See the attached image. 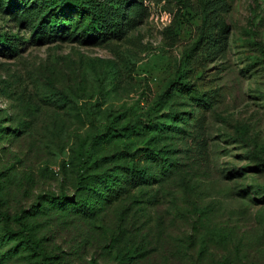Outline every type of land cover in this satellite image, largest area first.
Returning a JSON list of instances; mask_svg holds the SVG:
<instances>
[{"label": "rangeland", "instance_id": "obj_1", "mask_svg": "<svg viewBox=\"0 0 264 264\" xmlns=\"http://www.w3.org/2000/svg\"><path fill=\"white\" fill-rule=\"evenodd\" d=\"M204 1L177 26L181 2L141 0L121 38L42 42L21 22L38 0H0V264H40L24 234L51 264H264V0H225L223 47L178 72ZM132 157L145 181L75 209L79 173Z\"/></svg>", "mask_w": 264, "mask_h": 264}, {"label": "trees", "instance_id": "obj_2", "mask_svg": "<svg viewBox=\"0 0 264 264\" xmlns=\"http://www.w3.org/2000/svg\"><path fill=\"white\" fill-rule=\"evenodd\" d=\"M183 1L185 0H178L182 4ZM141 3V0H38L36 6L21 12V22L26 19V16L31 17L30 23H33L39 17L38 27L32 35L35 41L48 42L57 38L75 37L81 41L100 42L109 38H121L126 31L128 21L132 22L134 20V18H129L131 7L138 12ZM184 5L176 9L172 24H176L177 26L181 22H184L185 19L182 11ZM202 7L201 30L196 40L184 49L177 65L178 72L182 69L186 61L185 58L195 48L204 51L205 57L208 58L209 55L213 56L223 47V43L220 40H214L212 36L216 29L225 30V25L219 15V11L227 8L225 0H205ZM54 9L63 11L78 10L80 11V15L72 17L51 14L45 18L46 13ZM9 41L10 36L0 33L1 45ZM174 81V78L171 79V83ZM178 83L185 87L186 82L178 81ZM116 120L117 118L114 116L111 122H115ZM146 153H150V151H146ZM131 160V164H126L122 169L121 176H115L113 179L104 176L105 173L104 175L93 172L79 173L76 182L78 198L75 199V203H72L75 209L78 212L86 213L90 208L88 202L90 196L97 194L99 197L103 196L108 200L116 197L120 192L127 190V184L135 181L133 183L135 185L139 181H145L143 167L138 164L135 158L132 157ZM146 175L150 174L146 172ZM61 197H64V195ZM21 239L30 251H35L40 259V264H51L49 261L50 256L44 253L41 254L40 246L32 237L24 234Z\"/></svg>", "mask_w": 264, "mask_h": 264}]
</instances>
